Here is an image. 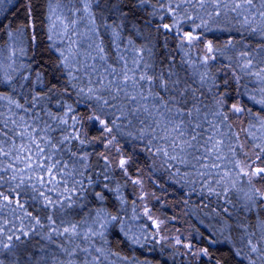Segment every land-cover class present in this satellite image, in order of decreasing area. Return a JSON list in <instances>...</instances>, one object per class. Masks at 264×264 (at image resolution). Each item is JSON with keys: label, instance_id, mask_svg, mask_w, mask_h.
Instances as JSON below:
<instances>
[{"label": "snow or ice", "instance_id": "6c2138e0", "mask_svg": "<svg viewBox=\"0 0 264 264\" xmlns=\"http://www.w3.org/2000/svg\"><path fill=\"white\" fill-rule=\"evenodd\" d=\"M5 3L12 0H0V6ZM259 3L258 8L255 0H45L46 45L37 31L38 3L27 0L25 22L15 28L4 23L6 15L0 18V33L8 37L6 46H0V257H11L9 264H102L104 249L95 246L94 238L105 240L108 225L123 221L102 209L91 224L73 221L66 209L88 196L102 203L113 191L107 183L95 190L100 184L86 175L92 155L86 149L106 140L104 147L110 151L117 143L114 131L141 142L153 156H162L169 169L175 168L174 175L181 171L177 165L192 169L185 175L198 177L207 197L228 205L230 193L243 191L238 185L246 184L243 210L264 206V191L256 187L264 184V0ZM149 7L151 18H142ZM229 13H235L247 32L261 37L255 49L244 44L237 50L239 41L231 37L223 45L207 39L213 31L210 25ZM187 24L191 27L185 29ZM170 38L181 51L204 44L203 59L193 61L185 52L189 58L178 65ZM220 57L229 61L225 67L232 74L222 84L213 80L217 91L209 106L202 91L209 73L199 74L197 89V73L188 69L197 63L207 67ZM49 68L52 79L46 80ZM247 101L251 107L245 106ZM245 116L249 121L241 129V142L240 133L231 130V120ZM92 130L101 135L89 139ZM101 156L105 181L113 166L131 179V156L120 148L115 155ZM132 183L142 185V180ZM28 188L31 200L47 212L45 217L33 215L20 199ZM114 191L123 203L119 188ZM223 211L227 219L220 229H197L187 242L177 236L176 244L192 258L212 260L210 246H230L236 264H264V221L259 239L246 225L237 224L244 233L237 248L232 236L224 235L233 226L228 223L231 212L227 207ZM144 214L157 229L164 223L153 220L147 207ZM36 236L47 243L30 250L26 241ZM124 236L141 248L154 239L144 235L142 240L127 231ZM201 242L206 246L197 248ZM0 264H5L3 258Z\"/></svg>", "mask_w": 264, "mask_h": 264}, {"label": "trees", "instance_id": "16d2710c", "mask_svg": "<svg viewBox=\"0 0 264 264\" xmlns=\"http://www.w3.org/2000/svg\"><path fill=\"white\" fill-rule=\"evenodd\" d=\"M32 2L33 4L38 3L40 5V7L36 10V25L40 39L46 45L47 31L46 21L44 19L45 0H32ZM152 2L155 3V0H152ZM255 2L259 8V0H255ZM27 6V0H12L11 4L5 3L4 5L0 6L3 8V12H0V18L6 15L7 19L4 21V23H11L15 28L25 22L27 17ZM150 12L151 8L149 7L146 8L140 15L142 18H151L149 17ZM201 14L203 15V13ZM234 17L235 13H229L227 16L222 15L219 17L215 23L210 25L213 31L206 34L207 39H212L214 44L223 45L226 40L231 37L232 39L239 41V43L236 45L237 50H242L244 44H248L250 47L255 49L256 46L261 42V37L258 34H250L247 32L241 27V24L238 23L237 19ZM239 19L243 20V16H241ZM156 22H158V17L155 18L153 26H155ZM198 22L199 21H197V23ZM141 27H143V25H141ZM184 27L185 29H188L191 27V25L187 24L184 25ZM81 28L83 29V26H81ZM101 31H103V29H101ZM128 34L129 33L125 31L124 35L127 36ZM29 35H31V32ZM160 39L163 41V36H161ZM7 41V35L0 33V46H6ZM108 42L109 41L106 38L105 43L107 44ZM168 43L169 47L173 51L175 61L178 65L182 60H186L189 57L193 61L203 59L205 51L204 44H198L193 48L186 47L183 51H181L175 48V44L177 43L176 40L170 38ZM185 52L189 53V57L185 56ZM228 55H233V53L229 52ZM228 63L229 61L227 59L220 57L215 62L209 61V65L207 67H203L197 63L194 69H188L189 72L195 71L197 73L195 77L197 82L195 87L197 89L200 88L198 83L199 74L204 72L209 73V78L202 89L205 94V103L209 106H211L212 94L217 91V88L212 87L213 80H215L217 84H222L225 78L231 77L232 69L225 67V65ZM157 70H159L158 66ZM51 79L52 72L51 68H49V75L46 77V80ZM210 88L211 91H209ZM197 95H200V91H197ZM73 99H75V97H73ZM245 106L251 107V102L247 101ZM53 108H55V101H53ZM258 108L259 106L257 105L253 110L255 111ZM248 121L249 118L247 116H245L244 120H238L235 117H232L231 130L233 132L240 133L241 142H243L245 137V134L241 131V129L247 126ZM85 131H87V129H85ZM133 131H135V129H133ZM224 131L227 132L228 129L225 128ZM100 135V132L92 130L89 133V139L99 137ZM112 135L116 137L117 143L112 145L110 151L104 147L106 140H96L86 149L88 152L92 153L88 161L91 167L86 175L91 176L94 181L99 182L100 188H95L96 191L101 190L105 183H107L108 188L112 189L113 191H109L107 193V197L102 203L96 201L93 196H88L83 201L78 200L74 207L66 209V212L68 213V219L73 221H86L89 223L94 219L93 211L96 212L101 209L103 210V213H106L108 216H118L119 218H122L123 214L127 215V210L121 207V203L119 202L120 199L117 198V194L114 192V190L119 188V195L123 198V200L129 202L132 197L131 195L135 194L134 191H138V189L132 183L133 179H143V183L141 185L142 190L148 195L147 199L149 205L154 209H157L158 213L162 214L166 219L175 221L185 220L190 223V237L192 235H197V229H199L201 232H204V230L195 226L192 216L188 215L189 210L187 211V208L189 206L190 211L193 207L195 208L192 210V212H190L193 213V211L196 210L198 204L207 205L208 210H215V212H219V215L222 216L223 221L227 219L223 211L224 208L221 206L224 204V202L222 200H218V198L215 196L207 197L206 191L202 189L198 177L194 175H185L186 172L191 173L192 169H185L183 166L177 165V167L181 168V171L179 174L174 175L173 173L175 172V168L169 169L162 156H153L151 153L145 151L144 145L141 142H132L127 138L126 135H121L116 131H114ZM117 148L122 150V154L124 156H131L132 158L129 165L131 179L126 177L123 172L113 166L107 171L106 174L109 176V179L105 181L104 176L100 174L104 170V161L101 154L115 155ZM224 152L227 153V148L224 149ZM116 159L118 160L119 156H116ZM257 187L260 188L261 191L264 190V184L258 183ZM6 190L7 186H5V191ZM238 191L239 190H234L229 195L231 203L228 209L232 214V219L229 220L228 223L233 227L231 233L227 232L228 235L230 234L232 236L237 248L241 247L240 238L244 235V233L237 229L236 225H246L250 233H255L257 225L261 221H264V206L259 209L253 208L251 212L245 213L242 207H240L241 204L239 205L236 199ZM32 195L33 193L31 189L28 188L23 191L20 199L25 202V207H27L28 210L33 213V215L45 217L47 212L44 211L39 204L31 200ZM186 204H188V207ZM8 218L12 219L10 215ZM16 223L18 224L19 221H16ZM180 223L182 222L180 221ZM105 240L107 243H105ZM105 240L101 246H103L104 249V256L112 264H131V261L133 260L143 261L145 259L150 261V264H216V260H223L226 262V264H236V261L233 259V256L229 251L230 246H210L209 251L213 257L212 260H209L208 257L197 259L183 255L179 253L178 249L170 247L167 244L169 243L167 241L158 244L151 242L147 248L143 249L135 247L125 239V236L121 231L120 222H114L113 224L108 225L105 234ZM46 243L47 242L41 240L39 236L32 237L26 241V244L30 250L32 249L33 245ZM47 246L53 249L55 247L54 245ZM95 246L98 247V245ZM204 246L206 245L202 242L197 243V248ZM21 247H24V245H21ZM93 254L97 255L96 253ZM0 258L5 260V264H9V261L11 260V257L7 255ZM61 259H64V257H61ZM80 260H82L81 257ZM243 264H248V261L245 260Z\"/></svg>", "mask_w": 264, "mask_h": 264}, {"label": "rangeland", "instance_id": "374dc122", "mask_svg": "<svg viewBox=\"0 0 264 264\" xmlns=\"http://www.w3.org/2000/svg\"><path fill=\"white\" fill-rule=\"evenodd\" d=\"M259 134L260 133H258V135ZM141 180L143 183V179ZM134 185L138 189V191H134L135 194L131 195L132 196L131 200L129 202H126V200H123V203H121V200H119V202L121 203V207L127 210V215L123 214L122 218H120V220L123 221V224H121V228L123 227L124 231H127L129 235L141 236L142 240H143L144 235H148L149 237H154V239H149L147 241L146 246L144 248H147L151 242L158 244V243L167 241L169 242L167 244L170 247L178 249L179 253L186 255L185 254L186 249H184L180 245H177L175 241H176L177 236L184 237L185 242H187V240H190L192 238L193 235L191 237L189 236L190 234L189 224L190 223H188L185 220H180L182 222L180 223V221L166 219L162 214L158 213L157 209H154L152 206L149 205V202L147 199L148 195L142 190L141 185H136V184ZM238 187L242 188L243 191H238L236 199L238 201V204L239 205L241 204L240 207L244 209V206H245L244 192L247 191V185L240 184L238 185ZM141 196H143L144 198L141 199ZM228 205L222 204L221 206L223 208L225 207L228 208L230 207V204ZM186 206L188 207V204H186ZM145 207L151 210V215H152L153 220H156L157 222L164 221V223L160 225L159 229L153 226L152 220H150L147 216H145L144 214ZM207 208H208L207 205L198 204L196 210L193 211V213H190L195 208L193 207L192 210L190 211V206H189L187 208V211L189 210L188 215L192 216L193 218L192 220L195 222V226L203 229L204 231H207L210 228L220 229L222 226V222H223L222 216L217 215V212L212 211V210L210 211ZM244 212L247 213L248 211L244 210ZM93 213H94V219H95L97 211L96 212L93 211ZM103 219H104V216L102 215L101 220ZM92 221H90L89 224H91ZM183 222H186V223H183ZM95 227L99 228V223H97ZM261 230H262V226L259 223L257 225V228L255 229V233H256L255 239H259ZM124 231H122L123 235H124ZM217 235L218 236L220 235L219 232H217ZM224 235H228L227 231H225ZM94 241H95V245H98V247L103 248L101 244L103 243L104 240L100 238H94ZM133 246L141 248L136 245H133ZM261 246L264 247V243H262ZM81 255L82 256L80 257L83 260L84 256L83 254ZM102 264H112V263L104 256L102 257Z\"/></svg>", "mask_w": 264, "mask_h": 264}]
</instances>
